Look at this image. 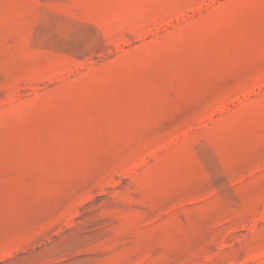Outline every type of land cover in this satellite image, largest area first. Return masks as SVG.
Returning <instances> with one entry per match:
<instances>
[{
  "label": "rangeland",
  "instance_id": "obj_1",
  "mask_svg": "<svg viewBox=\"0 0 264 264\" xmlns=\"http://www.w3.org/2000/svg\"><path fill=\"white\" fill-rule=\"evenodd\" d=\"M0 264H264V0H0Z\"/></svg>",
  "mask_w": 264,
  "mask_h": 264
}]
</instances>
